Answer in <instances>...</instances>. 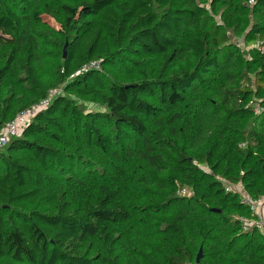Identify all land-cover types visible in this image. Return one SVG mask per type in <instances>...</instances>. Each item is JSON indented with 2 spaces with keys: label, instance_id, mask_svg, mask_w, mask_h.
Wrapping results in <instances>:
<instances>
[{
  "label": "trees",
  "instance_id": "trees-1",
  "mask_svg": "<svg viewBox=\"0 0 264 264\" xmlns=\"http://www.w3.org/2000/svg\"><path fill=\"white\" fill-rule=\"evenodd\" d=\"M259 39L264 0H0V134L50 98L0 149V264H264L226 190L264 196Z\"/></svg>",
  "mask_w": 264,
  "mask_h": 264
},
{
  "label": "built area",
  "instance_id": "built-area-1",
  "mask_svg": "<svg viewBox=\"0 0 264 264\" xmlns=\"http://www.w3.org/2000/svg\"><path fill=\"white\" fill-rule=\"evenodd\" d=\"M257 46L264 44V40H257L255 42ZM100 68V63L92 62L84 66V69ZM54 94V92H53ZM50 102V98H46L40 101L38 106L26 109L20 112L14 120L6 124L2 129L0 134V149L7 145L12 137H15L20 129L27 124L31 118L41 109L46 107ZM227 191H236L241 196V201L243 204L247 205L252 212V217H240V221L243 223V230L248 231L250 228H256L264 234V196L259 198H253L248 193H246L243 188L239 185H226ZM187 190H182L180 193L185 194Z\"/></svg>",
  "mask_w": 264,
  "mask_h": 264
},
{
  "label": "water",
  "instance_id": "water-1",
  "mask_svg": "<svg viewBox=\"0 0 264 264\" xmlns=\"http://www.w3.org/2000/svg\"><path fill=\"white\" fill-rule=\"evenodd\" d=\"M66 56H67V45H65L64 50H63V57H66ZM212 211L219 212L220 210L213 208ZM202 255L203 254H202V248H201L197 254V257H196L197 263H199V260L201 259Z\"/></svg>",
  "mask_w": 264,
  "mask_h": 264
},
{
  "label": "rangeland",
  "instance_id": "rangeland-1",
  "mask_svg": "<svg viewBox=\"0 0 264 264\" xmlns=\"http://www.w3.org/2000/svg\"><path fill=\"white\" fill-rule=\"evenodd\" d=\"M50 23L54 24V22H53L52 20H50ZM231 38H232V40H235V39H236V38H234L233 36H232ZM240 41H241V43H242L243 46H244V42H243V39H242V38H241ZM97 107H98V106H95V105H92V104H89V105H88V108L93 109V110H94V109H98Z\"/></svg>",
  "mask_w": 264,
  "mask_h": 264
}]
</instances>
